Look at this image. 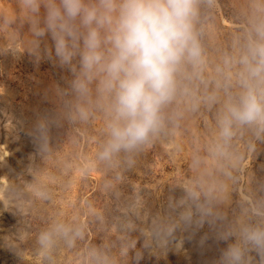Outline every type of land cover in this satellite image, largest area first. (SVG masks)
Segmentation results:
<instances>
[{
  "label": "clouds",
  "instance_id": "9594fccd",
  "mask_svg": "<svg viewBox=\"0 0 264 264\" xmlns=\"http://www.w3.org/2000/svg\"><path fill=\"white\" fill-rule=\"evenodd\" d=\"M25 52L70 76L66 87H53L54 112L29 131L32 179L6 175L9 182L0 184L4 207L22 218L37 199L51 203V188L39 178L43 165L73 132L101 123L83 169L85 179L101 174L100 204L77 203L71 217L57 215L39 230L33 254L42 264H55L61 249L76 253L80 264H119L135 247L134 240L123 243L127 233L137 229L150 253L173 243L180 250L205 226L201 249L210 239L226 244L213 264H264V164L253 167L264 152V0L0 3V55ZM53 128L64 130L57 145ZM158 145L187 155L184 174L155 202L128 177ZM27 230L25 222L17 240ZM91 232L99 242L89 240Z\"/></svg>",
  "mask_w": 264,
  "mask_h": 264
},
{
  "label": "rangeland",
  "instance_id": "374dc122",
  "mask_svg": "<svg viewBox=\"0 0 264 264\" xmlns=\"http://www.w3.org/2000/svg\"><path fill=\"white\" fill-rule=\"evenodd\" d=\"M234 2L236 0H224L226 5ZM0 3L11 6V0H0ZM220 23L226 31L232 28V21L223 12L220 13ZM68 76L67 70L47 59L37 62L27 52L18 59L10 53L0 55V184L9 182L6 175L14 179L24 174L26 180L32 179L26 170L32 162L31 157L36 154V145L29 131L39 117L54 112L53 87H66L65 77ZM100 127V121H96L90 129L82 130L83 135L73 132L43 165L39 178L51 188V203L37 199L30 213L21 218L4 207L0 196V264H42L41 257L33 254L39 230L57 215L71 217L78 210L74 207L77 203L82 205L85 201H93L99 206L97 184L101 174L91 171L85 179L83 169L89 166L90 157L96 150ZM52 136L53 144L57 145L64 139V130L53 128ZM186 155L174 152L168 145H158L150 149L134 173L129 174L128 182L138 191L143 190L146 198L158 202L167 196V185L184 174ZM66 161L70 163L69 168L64 167ZM36 162H40L39 157ZM262 164L264 152L253 167L258 170ZM258 174L264 173L258 171ZM131 185L125 189L129 194L133 191ZM175 194L178 195L179 190ZM25 222L29 230L17 240L18 228ZM205 231H208L207 226L193 240H185L180 250L173 243L166 252L155 254L143 249V236L138 229L131 231L123 243L134 240L135 247L129 248L126 256L118 257L119 264H213L219 258V249L226 244L217 245L210 239L201 249L198 241ZM96 239L97 233L91 232L89 240L94 242ZM8 245L20 247L23 251L19 255ZM120 245L121 242L117 241V253ZM138 251L143 253L139 260L136 259ZM55 264H80V261L76 253L61 249Z\"/></svg>",
  "mask_w": 264,
  "mask_h": 264
}]
</instances>
